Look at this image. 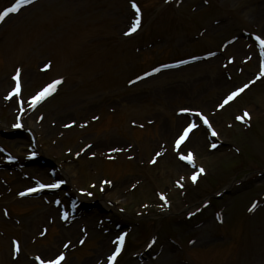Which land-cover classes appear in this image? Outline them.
Wrapping results in <instances>:
<instances>
[{
	"label": "rangeland",
	"instance_id": "rangeland-1",
	"mask_svg": "<svg viewBox=\"0 0 264 264\" xmlns=\"http://www.w3.org/2000/svg\"><path fill=\"white\" fill-rule=\"evenodd\" d=\"M13 2L0 0V11ZM135 2L140 21L129 35L130 0H37L0 20V264H37L35 257L59 253L60 264H104L120 233L125 246L115 264H264V175L257 174L264 170V47L243 32L264 39V0ZM206 51L216 54L132 81ZM17 69L19 91L5 99ZM55 79V90L22 114ZM243 110L251 117L238 122ZM197 112L212 120L215 138ZM189 122L196 126L176 146ZM30 125L42 161L25 162ZM187 151L191 164L179 158ZM6 155L18 162L5 165ZM43 160L62 168L72 187L19 198V190L54 182ZM196 166L204 172L193 182ZM68 188L84 204L74 217Z\"/></svg>",
	"mask_w": 264,
	"mask_h": 264
},
{
	"label": "snow or ice",
	"instance_id": "snow-or-ice-1",
	"mask_svg": "<svg viewBox=\"0 0 264 264\" xmlns=\"http://www.w3.org/2000/svg\"><path fill=\"white\" fill-rule=\"evenodd\" d=\"M177 2H179V0H177ZM32 3V0H16L15 3L12 4V6L10 8H5L3 11H0V20H2L8 13L11 12H16L17 9L25 4H30ZM130 4H131V8L134 10L135 12V17L134 19L131 21V26L128 27L127 31L124 33V35H129L130 33L134 32L136 30V28L139 25V21H140V10L137 7V4L135 2V0H130ZM255 40H257L259 42V44L261 45V47H264V39H262L260 36H255L254 37ZM211 55V53H210ZM193 59H195V57H193ZM180 63H183V61H180ZM44 69H47L49 67V64L45 63L43 65ZM162 67H164V65H162ZM153 72L157 71V69L153 68L152 69ZM20 72V69L16 70V73L12 76V80L16 81V86L13 87L11 89V91L8 93V96L5 97V99H7L8 97H11L13 94L17 93L19 91V82H18V74ZM144 75H149V73H145ZM260 75H264V63H262L261 65V71H260ZM137 79H140V77H137ZM59 83H61V81L59 79H55L52 80L50 83L46 84L44 87H42L40 90H38L37 92H35V94H33L30 97V106H35L38 102L42 101L43 99H45L48 95L51 94L52 91L55 90V86L58 85ZM129 83H131V81H129ZM252 83V81H249V84ZM248 84H244L242 88H236L235 90L229 92L224 99L221 101L220 104L217 105V107H222L224 104H227L229 101H231L234 97H236L240 92L243 91L244 88H247ZM180 111H188V109H180ZM197 116L200 117V119L204 122L205 125L208 124L207 119H205L199 112L196 113ZM248 113L247 111H245L243 113V116L245 118L248 117ZM93 119H96V117H93ZM237 120H241L242 117L241 116H237L236 117ZM15 127H19V122L14 125ZM196 125H194L193 123L189 122L187 124L186 127L183 128V131L180 133V135L177 137V139L175 140V145L179 146L181 144V142L186 138L187 134L189 133V131L191 129H193ZM209 131H211V134L213 136L216 135L215 131H212L211 128H209ZM213 147L215 145H212ZM85 147H88L87 145H85ZM81 151H83V149H81ZM114 151H119V149H114ZM160 153H156V156H159ZM179 158L183 161H186L187 163L191 164L193 162L192 160V153L191 151H189L186 155L185 154H180ZM9 160L13 159L11 156L8 157ZM155 157L153 158V161L150 162H154ZM199 173H203V169L199 168L197 170ZM197 171H193L192 174L188 177L190 180H192L193 182L196 181L197 178ZM183 179V178H181ZM61 183V181H56L55 183L52 184H38V187L36 189L33 188H28L26 189L24 192H20L18 193V195H25L26 193L29 192H33L38 190L39 188H56L58 187V185ZM103 183H107L106 181ZM160 195V199L162 201H164L165 206H167V201L166 198L163 194H159ZM251 210V209H249ZM66 215L65 213H61V218H63V216ZM191 215V214H190ZM41 235H43V233H41ZM124 233H120L119 236L116 237V242H115V250L111 252L110 255H108L107 257V264H113V260L116 258V256L118 255V253L121 250V243L124 240ZM67 246V245H65ZM12 247H13V254L15 255V252L18 251V247H17V242L16 241H12ZM64 258V254L63 253H59L58 255H55L54 259H41V257L37 256L35 257V260L38 262V264H60V261H62Z\"/></svg>",
	"mask_w": 264,
	"mask_h": 264
},
{
	"label": "bare ground",
	"instance_id": "bare-ground-1",
	"mask_svg": "<svg viewBox=\"0 0 264 264\" xmlns=\"http://www.w3.org/2000/svg\"><path fill=\"white\" fill-rule=\"evenodd\" d=\"M217 80L219 81L220 78L216 75V76H215V81H217ZM31 127H34V125H33V126H32V125L29 126V128H31ZM26 128H27V127H26ZM198 140H200L199 137L197 138V141H198ZM194 158H195V157H194ZM196 161H197V160H196ZM197 162H198V161H197ZM60 173H63V174H64L63 171H60ZM81 205H83V203H81ZM55 246H57V245H54V244H53V247H55Z\"/></svg>",
	"mask_w": 264,
	"mask_h": 264
}]
</instances>
